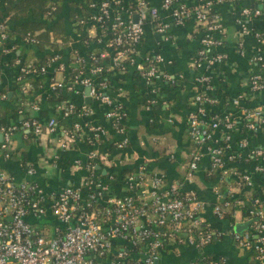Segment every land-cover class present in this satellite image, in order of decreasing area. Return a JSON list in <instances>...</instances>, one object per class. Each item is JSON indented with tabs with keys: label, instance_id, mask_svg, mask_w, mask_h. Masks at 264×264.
Wrapping results in <instances>:
<instances>
[{
	"label": "built area",
	"instance_id": "built-area-1",
	"mask_svg": "<svg viewBox=\"0 0 264 264\" xmlns=\"http://www.w3.org/2000/svg\"><path fill=\"white\" fill-rule=\"evenodd\" d=\"M215 1L197 0L193 8L180 7L171 13L176 25L193 18L203 28L194 62L207 68L222 63L225 57L216 53L220 43L215 36L222 33V26L213 11ZM172 5L173 0H161L160 8L166 10ZM87 9L88 15L79 24L101 33L105 38L104 50L101 54L88 55L87 68L75 54L74 81L89 88L88 95L105 108L106 119L120 137L112 140L110 151L123 154L128 147L127 113L109 95L107 74L133 68L145 86L144 105L149 111L157 103L161 83L173 81L160 70L162 57L139 59L138 48L147 24L153 25L159 34H165L168 26L158 23V8L149 6L146 0H91ZM243 14L249 11L244 10ZM253 15L259 12L254 11ZM4 31L5 27L0 25V43L7 41ZM241 33H247L244 27ZM24 42L37 44L32 37H26ZM262 51L264 45L252 55L257 68L247 78V92L230 103L237 113L222 112L228 103L221 102L218 87H211V76H201L198 80L201 87H193L187 130L195 148L180 164L184 172L180 183L168 181L164 174L140 165L133 174L124 177L119 186L122 190H113L110 186L113 177L108 171L104 170V179L97 173L108 154L92 149L100 145L105 134L100 126L83 128L73 124L66 131H59L55 117L46 123L35 119L23 121L21 127L34 136H40L43 130L53 135L60 133L61 150L76 140H84L91 150L82 165L74 162L84 172L79 187L65 185L57 191L46 192L35 181H17L0 167V264H170L164 260L162 251L166 249L169 255L177 256L179 249L185 248L200 253L183 264H199L195 259L212 243L214 232L202 220L203 203L188 187L205 157L208 172L216 175L213 215L224 219L231 211L234 218L236 213H241L240 207L246 205L248 215L243 222L251 223L242 234L233 233L232 240L238 251L252 257V264H264V197L246 195L254 189L252 174L264 176V150L256 142L257 137L264 136V102L256 103L257 97L264 95ZM51 63H59L57 56L53 55L38 74L45 75ZM58 67L63 70L61 64ZM22 73L35 74L37 70L22 69ZM23 75L17 77L19 82L24 81ZM98 76L103 78L96 84ZM58 88L60 85L52 84L50 90ZM57 110L64 117L89 114L87 106L78 107L71 101L60 103ZM16 130L14 125L0 127L3 135L0 157L4 161L12 157V136ZM58 161L59 156L54 155L52 165L56 167ZM247 164L253 165L252 171L243 168ZM37 173L38 167L34 165L25 169L27 177ZM230 180L235 182L237 194L230 188L222 192V185H229ZM203 264L226 262L221 259Z\"/></svg>",
	"mask_w": 264,
	"mask_h": 264
},
{
	"label": "crops",
	"instance_id": "crops-1",
	"mask_svg": "<svg viewBox=\"0 0 264 264\" xmlns=\"http://www.w3.org/2000/svg\"><path fill=\"white\" fill-rule=\"evenodd\" d=\"M25 0H15L7 4L0 0V25L13 31L23 23L33 22L32 10L28 9L25 16L19 15L16 6ZM56 1V0H49ZM60 4V19L63 35L57 38L56 51L49 46L44 49L27 44L24 39L14 37L0 43V116H6L9 111L16 110L17 119L9 120L17 130L12 136V157L8 161L0 157V167L12 175L15 180H31L40 184L46 192L57 191L65 185L79 187L84 176L82 166L75 167L74 162L82 165L86 161L91 148L84 140H76L66 150L59 148L61 134H49L43 130L40 136H34L31 131L23 129L21 123L26 120H38L46 123L52 117L56 118L59 131L68 130L73 124L81 127L100 126L105 132L100 145L92 148L100 154H108L106 161L101 163L99 171L113 167L137 168L144 165L154 173H161L173 182L180 183L184 172L180 164L188 159L194 150L187 130V119L192 109L191 96L193 87H201L198 80L203 75L211 76V87H218L221 102L228 106L222 109L225 114H235L237 110L230 104L233 99L243 94L247 87V78L255 70L252 55L264 45V0H217L213 2V11L218 14L222 33L216 34L219 41L216 53L223 54L224 61L207 68L204 64L194 62V55L200 47L202 27L193 18L176 25L172 19V11L180 7L193 8L197 0H173V5L166 10L160 8L161 0H146L149 6L159 10L158 23L168 26L165 34L155 31L153 25L144 27V39L138 48L139 59L146 56L159 55L163 59L160 70L169 76L173 83L162 82L156 101L149 111L144 105V85L138 73L133 68H126L123 73L111 71L109 76L110 92L113 100L123 106L127 113L125 136L128 147L123 154L110 152L113 139H120L113 131L110 122L105 117V108L86 94L87 87L75 84L77 75L75 54L83 60L87 68L88 55L97 50L101 54L105 38L94 28L80 25L79 21L88 15V0H57ZM25 4V3H24ZM248 10L249 14H243ZM258 11L259 15H253ZM19 15V16H18ZM17 18H16V17ZM53 25V23H52ZM243 27L247 33L242 34ZM65 38L66 43L61 39ZM240 44L243 46L240 50ZM101 51V52H100ZM46 54L57 56L59 63H51L45 74L41 90L33 91L32 85L24 80L19 82L21 70H28ZM264 56V51H262ZM105 61V60H104ZM107 64V62L105 61ZM63 66V70L58 67ZM257 68V67H256ZM33 74H27L28 79ZM38 78V77H37ZM37 80V79H35ZM58 84L57 91L65 101H71L76 106L85 105L89 114L82 117H64L58 112L59 104L51 99L55 96L50 87ZM89 100V103L87 102ZM62 101L61 103L65 102ZM264 102V95L257 97L256 103ZM257 145L264 150V136L256 138ZM21 155H25L28 164L38 167V173L33 177L25 175L21 165ZM54 155L59 156L57 166L52 165ZM48 162L53 172L39 167V158ZM252 164L243 166L252 171ZM215 174L208 172V159L205 157L200 165L192 184L188 187L195 192L203 203L201 213L204 224L214 232L210 245L201 250V254L210 255L212 260H224L226 264H252V257L237 250L232 234L233 225L242 223L241 213H236L234 224L213 215V187ZM254 189L258 197H264V176L252 174ZM233 189L237 194L235 182L222 185V189ZM122 190V187L119 188ZM252 191L246 192L251 196ZM256 196V197H257ZM199 251L193 248L179 249L177 256L165 259L170 264H183L185 261L199 256Z\"/></svg>",
	"mask_w": 264,
	"mask_h": 264
},
{
	"label": "trees",
	"instance_id": "trees-1",
	"mask_svg": "<svg viewBox=\"0 0 264 264\" xmlns=\"http://www.w3.org/2000/svg\"><path fill=\"white\" fill-rule=\"evenodd\" d=\"M15 0H5L7 4L13 3ZM91 0H88V3ZM25 3V4H24ZM18 8L19 15L25 16L28 9L32 10V17L34 18L33 22L23 23L20 26H17L13 31L5 29L4 34L6 35L7 40L13 39L14 37H19L20 39H25L26 37H32L37 41L36 46L40 49H44L45 46H49L50 50L53 52L56 51L57 47L55 46V42L57 38H61L63 35V29L61 25L60 19H57L60 14V4L59 1H49V0H25L20 5L16 6ZM18 15V16H19ZM16 17V16H15ZM17 18V17H16ZM53 23V25H52ZM62 43H66V39H61ZM97 54V50L93 51ZM1 53V52H0ZM1 55V54H0ZM53 56L50 54H46L42 59L35 62L28 69L32 71L34 69L37 70V73L32 75V78L28 79L27 75H23L24 80L28 81L32 85V90L37 91L41 90L45 75L38 74L39 69L42 67H47L48 61ZM38 77V78H37ZM103 78V76H98L96 78V84ZM37 79V80H35ZM5 90L2 88L0 90V94H4ZM54 95L51 99L54 105L59 104L62 101L68 99L67 97H63L59 91H55ZM18 113L16 110L9 111L6 116H0V127H8L13 124L9 123V120L17 119L16 115ZM17 126V125H15ZM113 152V151H110ZM21 165L26 169L30 164H28V160L25 155H21ZM108 171V175L113 177V181L110 183L111 189L119 190L120 184L123 182L124 177L126 175L133 174L135 172L134 168L128 167H113L106 169ZM97 172V171H96ZM99 176L104 179L105 175H102L101 172H97ZM231 181V180H230ZM232 182V181H231ZM222 192L225 193V189H222ZM251 196L254 198L257 196L255 191L251 192ZM241 216L245 218L248 215L247 206L240 207ZM239 209V208H238ZM224 219L228 221L230 224H234L232 212H228L225 214ZM37 225H34L36 227ZM234 226V225H233ZM164 260L167 259L170 255V251L164 249L162 251ZM212 260L210 255H200L198 259H195L197 263H207Z\"/></svg>",
	"mask_w": 264,
	"mask_h": 264
},
{
	"label": "water",
	"instance_id": "water-1",
	"mask_svg": "<svg viewBox=\"0 0 264 264\" xmlns=\"http://www.w3.org/2000/svg\"><path fill=\"white\" fill-rule=\"evenodd\" d=\"M136 20V18H135ZM90 92V89L87 88L86 89V94L88 95ZM87 102L89 103V100H87ZM3 143V135L0 133V144ZM105 174V171L103 172ZM250 221L248 222H242V223H236L234 224V227H233V231L234 233H238V234H242L245 230H247V228L249 227L250 225Z\"/></svg>",
	"mask_w": 264,
	"mask_h": 264
},
{
	"label": "rangeland",
	"instance_id": "rangeland-1",
	"mask_svg": "<svg viewBox=\"0 0 264 264\" xmlns=\"http://www.w3.org/2000/svg\"><path fill=\"white\" fill-rule=\"evenodd\" d=\"M39 162V167L41 168V169H45V170H47L48 172H53V170H52V168H51V166H50V164L48 163V162H46V161H44L41 157L39 158V160H38Z\"/></svg>",
	"mask_w": 264,
	"mask_h": 264
}]
</instances>
